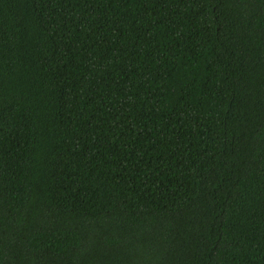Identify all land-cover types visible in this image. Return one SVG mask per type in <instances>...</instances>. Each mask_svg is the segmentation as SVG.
Masks as SVG:
<instances>
[{"label":"trees","instance_id":"obj_1","mask_svg":"<svg viewBox=\"0 0 264 264\" xmlns=\"http://www.w3.org/2000/svg\"><path fill=\"white\" fill-rule=\"evenodd\" d=\"M0 264H264V0H0Z\"/></svg>","mask_w":264,"mask_h":264}]
</instances>
